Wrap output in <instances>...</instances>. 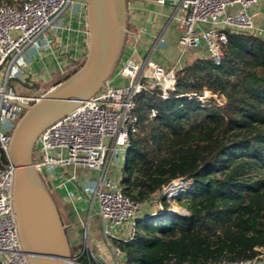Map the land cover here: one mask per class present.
I'll return each mask as SVG.
<instances>
[{"label":"trees","instance_id":"1","mask_svg":"<svg viewBox=\"0 0 264 264\" xmlns=\"http://www.w3.org/2000/svg\"><path fill=\"white\" fill-rule=\"evenodd\" d=\"M174 74L167 97L157 85L134 98L121 185L142 203L182 181L173 199L184 212H169L160 196L161 213L143 214L130 238L115 240L122 264H264V38L226 30L218 64L205 53Z\"/></svg>","mask_w":264,"mask_h":264},{"label":"built area","instance_id":"2","mask_svg":"<svg viewBox=\"0 0 264 264\" xmlns=\"http://www.w3.org/2000/svg\"><path fill=\"white\" fill-rule=\"evenodd\" d=\"M259 5L264 9V0H175L170 20L183 26L178 38L180 51L204 46L206 55L218 64L226 30H247L264 38V25L256 23L260 11L253 10ZM81 6L85 9L84 0H12L0 4V264H29L13 213L15 167L7 150L12 128L24 111L22 104L34 98L15 93L11 81L23 73L27 51L40 39L50 44V34L62 26L61 15ZM163 42L160 33L144 57H125L102 89L46 126L37 138L33 165L42 179L49 181L52 191L76 212L79 198L88 202L82 237L88 248L84 246L80 252H74L72 264H109L89 245L91 212L98 219L111 264H122V252L115 240L125 241L133 235L141 217L137 214L150 203L128 198L108 170L113 159H119L123 150L128 151L129 135L135 128L136 118L131 112L135 96L159 85L165 98L166 91L175 83L176 67L165 68L152 57ZM117 78L125 82L116 83ZM80 169L91 170L95 175L82 178ZM184 184L173 181L166 188L168 194L163 195L170 199ZM128 220H131L130 234L122 237L117 232ZM81 255L85 261L80 259ZM201 264L261 263L245 258Z\"/></svg>","mask_w":264,"mask_h":264},{"label":"water","instance_id":"3","mask_svg":"<svg viewBox=\"0 0 264 264\" xmlns=\"http://www.w3.org/2000/svg\"><path fill=\"white\" fill-rule=\"evenodd\" d=\"M127 0H84L88 34L81 64L29 103L15 122L7 155L15 167L12 205L22 249L29 264H72L70 239L52 195L33 165V151L41 131L102 89L112 76L128 32ZM206 98L214 97L209 90ZM127 154V153H126Z\"/></svg>","mask_w":264,"mask_h":264},{"label":"crops","instance_id":"4","mask_svg":"<svg viewBox=\"0 0 264 264\" xmlns=\"http://www.w3.org/2000/svg\"><path fill=\"white\" fill-rule=\"evenodd\" d=\"M174 2L175 0L126 1L127 18L131 31L128 30L127 32L129 37L125 42L121 56L144 57L160 33H163L164 42L158 47V53L163 60H154L164 67H178L205 55L204 46L183 53L180 51L178 38L183 31V26L170 20V16L175 9ZM253 10L260 11L256 23L264 25V9L262 6L259 5ZM60 24L62 26L53 34H50V44L40 39L36 46L27 51L23 73L19 79H15L32 91L40 89L43 92L47 91L63 79L75 66L78 67L85 58L88 44L85 9L81 6L66 11L60 17ZM161 52L169 53L171 61L167 59L165 53ZM115 82L123 83L125 80L117 78ZM29 95L31 96V94ZM79 174L85 179H90L93 176L91 170L85 169H80ZM53 194H56L53 197L58 199L61 214L63 213L66 216L67 220L65 222L69 227V231L74 229L78 235L81 226L83 227L85 224L86 219L84 221V216L87 217V214L84 211L76 212L69 202L61 199L59 194L52 191ZM72 212L79 216H77V220H69ZM91 217L96 220H94L97 223L96 228L100 229L96 215L92 214ZM91 236L96 238L98 232L93 231Z\"/></svg>","mask_w":264,"mask_h":264},{"label":"rangeland","instance_id":"5","mask_svg":"<svg viewBox=\"0 0 264 264\" xmlns=\"http://www.w3.org/2000/svg\"><path fill=\"white\" fill-rule=\"evenodd\" d=\"M125 6H126L125 9L127 11V4H126V2H125ZM236 7H234V8H228V11L230 12V10H234ZM125 24H126L127 30L131 31L130 26L128 24V18L127 17L125 19ZM128 37H129V34L126 33L125 36H124L123 43H122V52L124 50L125 42L127 41ZM197 49H199V48H197ZM158 52H159L158 49L154 52V54L152 56L153 59L163 60L162 57L159 55ZM161 53H165V52H161ZM165 54L167 55V59L170 60V58H169L170 57V54L169 53H165ZM120 57H122V56H120ZM76 67L77 66H75V68ZM170 67H172V66H170ZM170 67H166L165 66V68H170ZM75 68L73 70H75ZM73 70L69 71L68 74H70ZM11 85H12L15 93H17L19 95H29V94H31V96L33 98H36L40 94L44 93L43 90H41V89L40 90H37V91H32L31 89H28L27 87L23 86L22 83H20V81H18V80H12L11 81ZM126 156H127L126 151L123 150V152L121 153V157L119 159H113V161L109 165V170H108L109 171V174L120 185H121V175H122L123 167L125 165ZM62 170L63 171H66V169H62ZM92 175L94 176L95 174L93 173ZM164 192H165V195L168 194V190L165 189L160 194V196H162L164 194ZM54 195L56 196V194H53V196ZM160 196L159 195H156V197H157V199L155 198L156 201L155 200H152L150 203H148V205L146 207H142L141 208V211L137 214L138 216H141L140 219L141 218H144L143 214H145V213L146 214H148V213L151 214L152 212H159V213H161L163 211V208H162L161 204H159V199L158 198ZM172 196H171L170 199L167 198L168 201H169V205H170L169 212H172V213H174V212L183 213L184 212V209L181 208L176 203V201L173 199ZM54 199L57 202L56 204H57V206L59 208L60 207V204H58L57 197L54 198ZM76 207H77V209L80 212L81 211H84V213L87 214V209H88L87 199L86 198H84V199L79 198L76 201ZM59 211H60V208H59ZM60 214H61V211H60ZM92 214L93 213L91 212L90 213V216L88 218V229L89 230L87 231V233H88V238H89L88 239L89 240V245L92 248V250L94 251V253L99 258L101 257L102 259H104L105 262L111 264L112 260H111L110 254H109V250L107 248V245L105 244V241H104V238H103L101 229L96 228L97 227V223L95 222L96 221L95 219H92V217H91ZM148 215H146V217H148ZM61 216H62L63 221L65 222L67 220L66 219V216L63 213L61 214ZM77 216L78 215H76L74 212H72V216L69 217V220H71V221L77 220ZM85 219H86V215L84 216V221H85ZM130 223H131V220L125 221L123 223L122 227H121L122 229L119 232H117V233L119 235H121L122 237L128 236L130 234ZM93 231L94 232H98V236L96 238H94L93 236H91V233H93ZM68 232H69V236H70L71 241H73V242L76 241L77 242L75 245L72 246V249H71L72 254H74V252H80L84 246H85V248H88V245H86V242L82 238L83 235H84V226L83 227L81 226V231L78 233V235L75 233V230L74 229H71L70 231L68 230Z\"/></svg>","mask_w":264,"mask_h":264},{"label":"flooded vegetation","instance_id":"6","mask_svg":"<svg viewBox=\"0 0 264 264\" xmlns=\"http://www.w3.org/2000/svg\"><path fill=\"white\" fill-rule=\"evenodd\" d=\"M67 225V224H66ZM68 230H69V227H68Z\"/></svg>","mask_w":264,"mask_h":264}]
</instances>
